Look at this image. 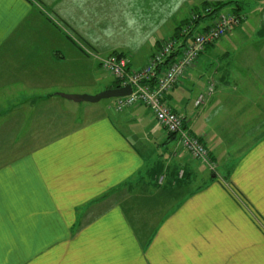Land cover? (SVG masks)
I'll return each mask as SVG.
<instances>
[{
	"label": "crops",
	"instance_id": "0c3cea01",
	"mask_svg": "<svg viewBox=\"0 0 264 264\" xmlns=\"http://www.w3.org/2000/svg\"><path fill=\"white\" fill-rule=\"evenodd\" d=\"M154 2L0 0V264H264L263 8L246 28L260 41L246 46L240 77L218 62L230 50L217 44L166 97L209 162L144 106L88 107L78 123L79 104L60 97L115 89H76L75 66L91 59L71 36L135 69L148 63L161 42L144 49ZM137 20L134 52L146 54L129 57L113 37ZM207 61L217 63L215 91L191 112L181 92L193 91Z\"/></svg>",
	"mask_w": 264,
	"mask_h": 264
},
{
	"label": "built area",
	"instance_id": "2783aa9c",
	"mask_svg": "<svg viewBox=\"0 0 264 264\" xmlns=\"http://www.w3.org/2000/svg\"><path fill=\"white\" fill-rule=\"evenodd\" d=\"M244 21L241 14L219 16L205 26L203 32L192 36H189L193 26L190 23L182 29L179 39L171 37L161 41L159 49L140 69L133 68L129 58L121 53L100 58L99 65L120 84V88L130 86L132 89L131 95L114 100V110L121 113L134 106L146 107L155 121L167 134L175 137L193 159L209 162L208 149L186 128L184 119L169 107L166 97L196 66L208 47L217 45ZM214 91L211 83L206 92L198 96L196 107L203 106Z\"/></svg>",
	"mask_w": 264,
	"mask_h": 264
},
{
	"label": "rangeland",
	"instance_id": "374dc122",
	"mask_svg": "<svg viewBox=\"0 0 264 264\" xmlns=\"http://www.w3.org/2000/svg\"><path fill=\"white\" fill-rule=\"evenodd\" d=\"M208 2H214V1H208ZM215 2H223V3H228V2L236 3L237 2V4L240 5L243 9L240 12V14L244 16L245 21L241 26L242 28L239 27L242 29L243 33L239 32L240 30H238V32L237 31L235 32V30H233L231 33H229L225 38H223L218 43L219 53L222 54L223 52H225V46L229 47V50H230L229 51L230 58L226 59L225 57H222L218 60V62L229 61L230 65H232V70H234L232 71L233 75L236 77H240L241 74L238 71L241 69L239 68V66H242V64L246 63V52H248V50L246 51V46L254 45V47H257V44L260 41V37L254 34L246 37V28L247 29L249 28L251 32L255 30V27L257 26L256 12H258V10H260L261 8L264 9V0H215ZM235 6H236L235 4L227 5L226 7L222 9V12H221L222 14L220 16H227V15L232 14V10L235 8ZM200 7H201L200 1H196V0H183V1L182 0H155L154 11H153V14H155V17H153L154 20H149L147 24L148 27L154 26V28L152 29L150 28L151 31H149V34L151 35H148V37H142V38L148 39V43H146L147 45L144 46V49L146 50L148 47L153 45L156 40L162 41L166 38H171L174 35L177 26H179L183 22L184 19L190 20L193 17V15L191 14V10L195 8H200ZM263 9H262V12H263ZM248 16H250L249 17L250 19L248 18ZM246 21H247V25H246ZM146 22L147 21H145V23ZM139 23H140L139 20H137V22H135L133 25L129 23V26H130V29H129L127 28L128 26L126 25V22L123 21L122 23L124 25L123 33L120 35H115L113 37V39L115 40L116 39L120 40V42L123 41L120 43V46L122 44V47L124 49L120 47V50L124 51L129 57L133 55H138V54L142 55L143 53L146 54L145 50L139 53L134 52V50L138 48L137 46L138 44H136V40L140 38L143 34V30L138 25ZM208 24H206L205 26H207ZM135 25L139 28L137 30L138 35H133L132 33ZM71 38H73L72 40L81 49V51L91 59L90 63L89 62L84 63L80 67L78 65L76 66L74 65L76 67L75 72L77 71L80 72V75L78 76V81H77L79 82V84L76 85V89H79V87L85 88L86 91H90V93H94L93 91L94 89L101 90L105 87H113L114 79L112 78V76L109 73L105 72L100 65L99 67H97L95 63L97 61V63L99 64V59L102 57H107V55L109 56V54H111V51H107L103 55V53H98V52L93 51L92 49L87 47L84 43H82L76 37L71 36ZM114 53H117V52H114ZM248 53L250 54V52ZM208 65H209L208 61L206 63L203 62L201 68H199V70L195 72L194 75H196L197 73L198 76L200 75V72H201L202 79L194 81L196 82L197 86L195 85L193 87L194 89H189V91L191 90L193 91L186 92L185 95H184V92H181L184 98L183 106L189 105V109H191V112L196 111L193 109V103H195L194 101L198 97V95L200 93H203L204 90H207L211 83L214 84V87L216 85L214 80L211 78V75L215 74L214 72H215V67H217V63L212 64L211 67H209ZM195 67H193L191 70H193ZM194 75L192 76V78L195 77ZM209 78H211L210 81H209ZM88 107H95V108L99 107L102 110L105 109L107 111L108 109H110V111L113 110L114 112H116L114 110V100L113 99L102 100L95 105L93 104L91 105L89 103H81L79 105H76V111H75V117L78 123H80L81 121L82 123L85 122L86 120L85 110ZM198 111H200V109ZM199 126H200V122H199V125H197L194 128L195 132L201 131V128H199ZM208 159L209 161H211L210 153H209ZM158 167L159 165H155L156 170H158L157 169ZM163 214L164 213H159V215H163Z\"/></svg>",
	"mask_w": 264,
	"mask_h": 264
},
{
	"label": "trees",
	"instance_id": "16d2710c",
	"mask_svg": "<svg viewBox=\"0 0 264 264\" xmlns=\"http://www.w3.org/2000/svg\"><path fill=\"white\" fill-rule=\"evenodd\" d=\"M235 4V8L232 10V14H240V12L243 10L240 5L237 4V2H208L205 1L201 3L200 8H195L191 10V14L193 15V19L190 20L186 19L183 21L179 26H177L174 35L172 38L179 39L180 33L182 29L186 26H188L190 23L193 24L191 32L189 36H192L195 33H201L203 32L207 27H205L206 24L211 23L215 19H217L222 13V9L226 7L227 5ZM239 28V27H238ZM237 29V28H235ZM234 29V30H235ZM113 88H120V84L117 81H114ZM187 128V127H186ZM173 137V136H171ZM202 142V141H201ZM203 144V143H202ZM204 145V144H203Z\"/></svg>",
	"mask_w": 264,
	"mask_h": 264
},
{
	"label": "water",
	"instance_id": "95a60500",
	"mask_svg": "<svg viewBox=\"0 0 264 264\" xmlns=\"http://www.w3.org/2000/svg\"><path fill=\"white\" fill-rule=\"evenodd\" d=\"M131 92L132 89L130 86H128L126 88H115V89L106 90L95 96L60 94V97L77 104H81V103L97 104L102 100H108V99L115 100V99L127 97L131 95Z\"/></svg>",
	"mask_w": 264,
	"mask_h": 264
}]
</instances>
